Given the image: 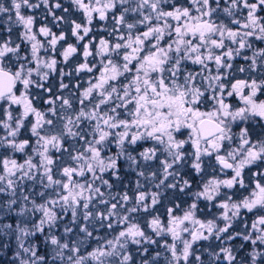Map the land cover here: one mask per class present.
<instances>
[{
	"label": "snow or ice",
	"instance_id": "snow-or-ice-1",
	"mask_svg": "<svg viewBox=\"0 0 264 264\" xmlns=\"http://www.w3.org/2000/svg\"><path fill=\"white\" fill-rule=\"evenodd\" d=\"M0 264H264V0H0Z\"/></svg>",
	"mask_w": 264,
	"mask_h": 264
}]
</instances>
